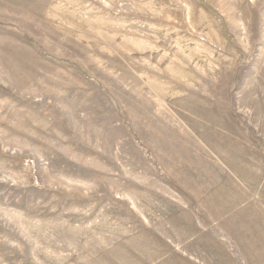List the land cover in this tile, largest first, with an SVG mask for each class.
I'll return each instance as SVG.
<instances>
[{
  "label": "rangeland",
  "instance_id": "rangeland-1",
  "mask_svg": "<svg viewBox=\"0 0 264 264\" xmlns=\"http://www.w3.org/2000/svg\"><path fill=\"white\" fill-rule=\"evenodd\" d=\"M0 264H264V0H0Z\"/></svg>",
  "mask_w": 264,
  "mask_h": 264
}]
</instances>
